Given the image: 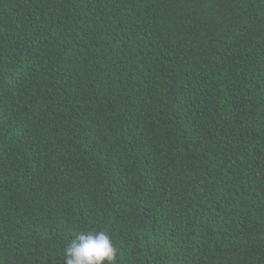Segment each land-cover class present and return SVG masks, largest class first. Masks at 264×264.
Masks as SVG:
<instances>
[{"label":"trees","instance_id":"16d2710c","mask_svg":"<svg viewBox=\"0 0 264 264\" xmlns=\"http://www.w3.org/2000/svg\"><path fill=\"white\" fill-rule=\"evenodd\" d=\"M264 264V0H0V264Z\"/></svg>","mask_w":264,"mask_h":264},{"label":"clouds","instance_id":"9594fccd","mask_svg":"<svg viewBox=\"0 0 264 264\" xmlns=\"http://www.w3.org/2000/svg\"><path fill=\"white\" fill-rule=\"evenodd\" d=\"M64 264H117L118 249L104 230L79 233L63 249Z\"/></svg>","mask_w":264,"mask_h":264}]
</instances>
